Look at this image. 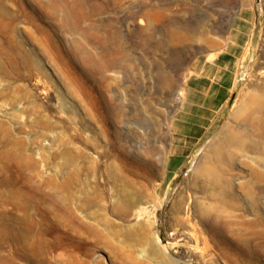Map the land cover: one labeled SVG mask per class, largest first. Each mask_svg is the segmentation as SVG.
<instances>
[{
    "label": "rangeland",
    "instance_id": "1",
    "mask_svg": "<svg viewBox=\"0 0 264 264\" xmlns=\"http://www.w3.org/2000/svg\"><path fill=\"white\" fill-rule=\"evenodd\" d=\"M263 86L264 0H0V264H264Z\"/></svg>",
    "mask_w": 264,
    "mask_h": 264
},
{
    "label": "crops",
    "instance_id": "2",
    "mask_svg": "<svg viewBox=\"0 0 264 264\" xmlns=\"http://www.w3.org/2000/svg\"><path fill=\"white\" fill-rule=\"evenodd\" d=\"M223 65L226 68L220 69L218 76L215 74L213 79L201 81L200 87L204 90L200 89L198 94H195V100L184 101L185 107L197 106L194 116L198 123L204 124L214 120L217 109L226 101L234 88L235 72L232 67H229V64L228 66ZM184 114L187 113L184 112Z\"/></svg>",
    "mask_w": 264,
    "mask_h": 264
},
{
    "label": "bare ground",
    "instance_id": "3",
    "mask_svg": "<svg viewBox=\"0 0 264 264\" xmlns=\"http://www.w3.org/2000/svg\"><path fill=\"white\" fill-rule=\"evenodd\" d=\"M247 110H248V114H247V118H245V120H247L245 121L246 125L252 126L253 129H257V131L260 134V137H264V86L255 89L254 92L248 95ZM227 141L228 140L226 138H223V140H221L219 145L213 147L212 151L218 154L222 150V148L227 144ZM216 158L220 160L219 155L216 156ZM200 172L205 177V180H207L208 182L216 181L215 172L211 167L205 166L200 170ZM141 202H142V198L137 197L134 201V206L140 205ZM138 210L140 212V209ZM198 212L199 214H201V211Z\"/></svg>",
    "mask_w": 264,
    "mask_h": 264
}]
</instances>
